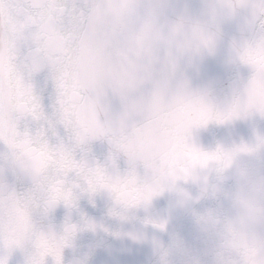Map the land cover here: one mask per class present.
Listing matches in <instances>:
<instances>
[{"label":"clouds","instance_id":"1","mask_svg":"<svg viewBox=\"0 0 264 264\" xmlns=\"http://www.w3.org/2000/svg\"><path fill=\"white\" fill-rule=\"evenodd\" d=\"M0 264H264V0H0Z\"/></svg>","mask_w":264,"mask_h":264},{"label":"water","instance_id":"2","mask_svg":"<svg viewBox=\"0 0 264 264\" xmlns=\"http://www.w3.org/2000/svg\"><path fill=\"white\" fill-rule=\"evenodd\" d=\"M62 215V214H61ZM98 215V214H97Z\"/></svg>","mask_w":264,"mask_h":264}]
</instances>
